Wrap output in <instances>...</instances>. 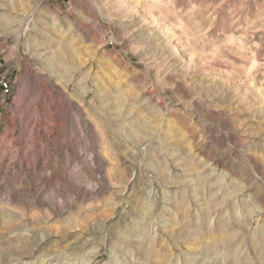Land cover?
Wrapping results in <instances>:
<instances>
[{
  "label": "rangeland",
  "instance_id": "obj_1",
  "mask_svg": "<svg viewBox=\"0 0 264 264\" xmlns=\"http://www.w3.org/2000/svg\"><path fill=\"white\" fill-rule=\"evenodd\" d=\"M0 264H264V0H0Z\"/></svg>",
  "mask_w": 264,
  "mask_h": 264
},
{
  "label": "built area",
  "instance_id": "obj_2",
  "mask_svg": "<svg viewBox=\"0 0 264 264\" xmlns=\"http://www.w3.org/2000/svg\"><path fill=\"white\" fill-rule=\"evenodd\" d=\"M1 55V52H0ZM12 91V81L3 72V65L0 60V95H7Z\"/></svg>",
  "mask_w": 264,
  "mask_h": 264
}]
</instances>
